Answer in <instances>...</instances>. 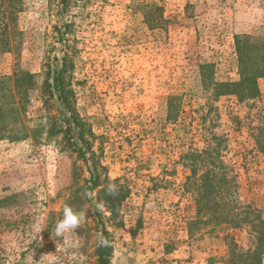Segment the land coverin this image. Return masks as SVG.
I'll return each instance as SVG.
<instances>
[{
  "label": "rangeland",
  "instance_id": "374dc122",
  "mask_svg": "<svg viewBox=\"0 0 264 264\" xmlns=\"http://www.w3.org/2000/svg\"><path fill=\"white\" fill-rule=\"evenodd\" d=\"M3 8L13 17L0 79L19 109L12 131L25 134L0 138V264H99L100 238L109 264H228L253 244L264 78L240 100L205 87L201 66L213 83L238 80L235 37H264V0H1L0 20ZM16 73L33 75L26 93ZM207 168L230 182L219 224L196 212ZM109 184L123 196L117 209ZM65 204L86 217L57 237ZM196 218L207 221L190 232Z\"/></svg>",
  "mask_w": 264,
  "mask_h": 264
},
{
  "label": "trees",
  "instance_id": "16d2710c",
  "mask_svg": "<svg viewBox=\"0 0 264 264\" xmlns=\"http://www.w3.org/2000/svg\"><path fill=\"white\" fill-rule=\"evenodd\" d=\"M1 4V0H0ZM5 12H7V17L9 20L5 19ZM13 17V10L11 8L1 9L0 20V52H7L10 50V44L8 40V29L10 19ZM235 49L237 52V63H238V74L239 78L237 81H226L221 83H213L211 80L210 70L207 71L210 66L202 65V81L204 86H213L215 95H237L240 100L244 98L254 97L258 93L257 80L259 78H264V37H252V36H236L235 37ZM62 70L55 72L52 75L51 87L53 90L59 91L60 84L62 83L61 78ZM33 75L29 73H16L14 75V85L16 87L17 93L19 91L25 92L28 87L32 86ZM5 81L0 79V138L4 135H9L12 139H20L25 132L16 131L13 132V125L19 122V109L11 92L5 91ZM207 83V84H206ZM49 85V84H47ZM50 86V85H49ZM26 96V95H25ZM60 101L67 104V97L58 95ZM172 109L175 107L173 104H169ZM177 108V105H176ZM171 109L168 118L174 119L175 113L172 116ZM69 129V126H68ZM256 145L260 148H264V128H259V136L256 138ZM203 153H208L211 160V165L214 163V159L218 155H213L212 151L206 150ZM84 157V153H81ZM217 154V153H216ZM200 153L191 152L189 154H184V157H192L194 159L199 158ZM191 176L194 175L195 169L191 168ZM190 176L186 177V180H190ZM201 182L198 184V197L196 198L197 215L204 216L207 211L212 210L213 214L208 219L217 220L219 224L224 220H227L221 212H217V208L225 205L224 197L221 198V194L228 190L226 187L230 182L226 179L223 173L217 174L214 172L213 168H207L201 175ZM90 188H95L98 186L97 178L94 175L93 169H90ZM219 195L222 202L215 200L212 195ZM112 200L110 205L112 209H117L118 204L123 196H120L119 189H117L115 194H112ZM119 197V198H118ZM115 198V199H114ZM115 201V202H114ZM220 210H223L221 208ZM207 221V220H206ZM206 221L196 218V221L189 223V231L192 232L193 224L199 222L205 223ZM253 234L251 235L253 244L245 251L239 252L234 249L230 252V259L228 264H263L264 257V219L257 218L255 224L253 225ZM96 254L98 256L99 264H109L108 251L106 246H98L96 249Z\"/></svg>",
  "mask_w": 264,
  "mask_h": 264
},
{
  "label": "clouds",
  "instance_id": "9594fccd",
  "mask_svg": "<svg viewBox=\"0 0 264 264\" xmlns=\"http://www.w3.org/2000/svg\"><path fill=\"white\" fill-rule=\"evenodd\" d=\"M107 191L110 194H115L117 188L114 184H109ZM59 218L56 220L53 228L54 235L57 237H64L65 234L76 233V229L80 228L86 217V212L75 211L70 205L65 204L58 210ZM40 228L39 231H41ZM100 246H107V241L100 238L98 241Z\"/></svg>",
  "mask_w": 264,
  "mask_h": 264
},
{
  "label": "crops",
  "instance_id": "0c3cea01",
  "mask_svg": "<svg viewBox=\"0 0 264 264\" xmlns=\"http://www.w3.org/2000/svg\"><path fill=\"white\" fill-rule=\"evenodd\" d=\"M264 30V29H263Z\"/></svg>",
  "mask_w": 264,
  "mask_h": 264
}]
</instances>
